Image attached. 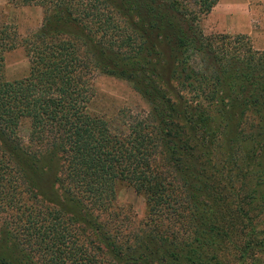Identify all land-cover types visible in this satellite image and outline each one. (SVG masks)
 <instances>
[{
	"label": "trees",
	"instance_id": "trees-1",
	"mask_svg": "<svg viewBox=\"0 0 264 264\" xmlns=\"http://www.w3.org/2000/svg\"><path fill=\"white\" fill-rule=\"evenodd\" d=\"M9 2L41 6L43 17L20 41L0 22V264H221L223 187L206 184L196 158L212 170L217 140L249 120L246 147L256 162L246 164L249 183L235 209L246 233L255 232L264 212V50L243 35L202 34L199 16L217 0ZM19 42L28 73L7 80L4 53ZM95 68L128 79L149 105L126 133L86 111ZM240 152L231 149L223 168L239 165ZM119 180L144 197L142 223L128 214L127 227L110 223ZM259 230L247 248L264 250Z\"/></svg>",
	"mask_w": 264,
	"mask_h": 264
},
{
	"label": "rangeland",
	"instance_id": "rangeland-1",
	"mask_svg": "<svg viewBox=\"0 0 264 264\" xmlns=\"http://www.w3.org/2000/svg\"><path fill=\"white\" fill-rule=\"evenodd\" d=\"M192 1L182 0V3L192 7ZM42 17L41 6H14L9 0H0V22L15 28L18 41L30 37L39 28ZM198 24L203 35L225 34L229 37L243 35L253 50H264V0H217L208 13L199 16ZM27 73L25 49L19 42L17 46L4 53L3 75L5 79L11 80L24 77ZM89 80L91 96L86 104V111L103 118L111 131L126 133L129 123L136 121L141 114L148 111L149 105L133 89L128 79L95 68ZM247 124L249 120L241 129L242 133H235L233 128L232 136L229 133L217 140L213 150L216 164L212 170L203 168L205 163L202 156L196 158L195 170L203 173L202 177L206 184L213 190L223 187V192H218L217 211L215 206L216 217L226 230V235L222 237L216 250V259L221 264H264V250L246 246V243L255 245L253 239L260 237L259 229L264 226V212L253 220L257 228L255 232L246 233L247 224L244 217L235 209V205L241 203L249 183L250 174L247 173L246 164L253 165L256 162L249 155V146L246 147ZM28 132L29 122L22 119L18 124L17 133L23 143L27 142ZM239 145H241L239 160L237 159L239 165L228 163V168H223L222 161L230 160L229 151ZM182 158L183 163L189 165V158ZM43 191L37 190L43 201L61 206L60 197L57 196L55 199L54 195ZM114 195L109 210L116 212L113 216L116 220L110 223H118L122 228L127 227V224L131 223L126 221L127 217H124V214H128L135 225L145 220V199L141 194L119 180L114 185ZM1 221L0 218V223ZM242 249L247 252L243 254Z\"/></svg>",
	"mask_w": 264,
	"mask_h": 264
}]
</instances>
